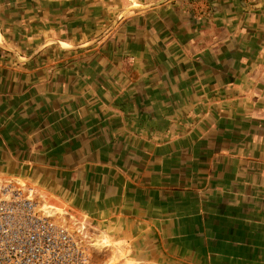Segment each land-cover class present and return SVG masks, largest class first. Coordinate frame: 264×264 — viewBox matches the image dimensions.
Segmentation results:
<instances>
[{
  "label": "crops",
  "instance_id": "obj_1",
  "mask_svg": "<svg viewBox=\"0 0 264 264\" xmlns=\"http://www.w3.org/2000/svg\"><path fill=\"white\" fill-rule=\"evenodd\" d=\"M152 1L0 0V37L17 44L0 42L23 59L44 42L28 61L0 47V176L87 218L126 260L264 264V2L165 0L92 48L46 43L94 23L85 44Z\"/></svg>",
  "mask_w": 264,
  "mask_h": 264
},
{
  "label": "built area",
  "instance_id": "obj_2",
  "mask_svg": "<svg viewBox=\"0 0 264 264\" xmlns=\"http://www.w3.org/2000/svg\"><path fill=\"white\" fill-rule=\"evenodd\" d=\"M96 231L33 182L0 176V264H89Z\"/></svg>",
  "mask_w": 264,
  "mask_h": 264
},
{
  "label": "rangeland",
  "instance_id": "obj_3",
  "mask_svg": "<svg viewBox=\"0 0 264 264\" xmlns=\"http://www.w3.org/2000/svg\"><path fill=\"white\" fill-rule=\"evenodd\" d=\"M132 1H134V0H132ZM141 1H150V0H141ZM239 1L241 2L242 5H244V7H247V6L255 3L254 0H239ZM262 1L264 2V0H262ZM182 2H183L182 4L181 3L178 4L179 7L185 8L190 3V5L188 7L190 9V8H192V5H193L194 0H192V2H190V0L189 1L188 0H182ZM138 4H141V3H137L136 4L135 2H132L131 5L135 6V5H138ZM150 10H152V12H153V11H156L157 8L156 9L153 8V9H150ZM149 12H151V11H149ZM136 14H141V13H136ZM40 24L41 23L38 21V24L36 25L38 27V29H41V30L45 29L43 27H40L39 26ZM81 28H82L81 31H82L83 34H85L86 32H89L91 34L89 36H87V37L85 35H83V36H80V37L78 36L79 38H74V34H70V31L71 30H66L67 36L64 39H66V41H68V43L70 45L78 44V43H80L82 41H85L86 38L91 37L92 35L96 34L99 31L98 29H96L95 31H93V29H94V23L93 24H90L89 23L88 26L86 24H84V25H82ZM66 29H69V28H66ZM4 32H5V34H8L9 33V31H7V30H4ZM107 36H104L101 40L105 39ZM0 40L2 42H3V40L4 41H8V42L10 41L12 43H16L17 42L16 41L17 40L16 38H14V37L13 38H8V40H7L6 36L0 37ZM30 40L32 41V38H30ZM31 41H29L28 39L23 40L22 43H25V44L21 45V47L22 48H28L26 46V43H31L30 46H33L34 43L31 42ZM46 43H50L51 44V40L50 39L47 40ZM64 43H66V42H64ZM96 44H98V42L97 43H94L92 46L94 47ZM30 46H29V49L24 50V54L27 55L30 52V50H31V47ZM92 46H88V47H85V48H92ZM86 52H88V51H86ZM71 56H74V54L73 55H66V58L63 57V59L64 60L65 59L66 60H70V59L73 60L74 58H72ZM10 57L13 58L14 60H16L15 57L11 56V54H10L9 58ZM101 238H103L102 239L103 241H100L99 242V245L96 247V249L93 250L92 257L90 259L89 264H139L136 261H130V260H126L125 259L128 251L125 250L124 245L121 244V245L116 246L113 242H110L109 239H108V237L105 236V235L104 236L101 235ZM119 255H120V257H118Z\"/></svg>",
  "mask_w": 264,
  "mask_h": 264
},
{
  "label": "water",
  "instance_id": "obj_4",
  "mask_svg": "<svg viewBox=\"0 0 264 264\" xmlns=\"http://www.w3.org/2000/svg\"><path fill=\"white\" fill-rule=\"evenodd\" d=\"M164 1L165 0H156V1H152V2L138 4L137 6H132V5L124 6L117 13V15L115 16V19L113 20V22L100 35H98L97 37L91 39L89 42H87L85 44L83 43V44H77V45H71V46L64 47V46L61 45V42L58 39L50 38V40L52 42L56 43L57 45H59L61 48L66 49V50H76V49L85 48L87 46H90V45L96 43L103 36H105L108 32H110V30L115 26V24L120 20V18L122 17V15L125 12L131 11V10H143V9L151 8V7H154V6H157V5L161 4V3H163ZM43 46H44V42L41 43L28 57H26L24 59H21V57L19 56L18 52L14 48H12V47L0 42V47L9 50L19 61H28V60H30Z\"/></svg>",
  "mask_w": 264,
  "mask_h": 264
},
{
  "label": "bare ground",
  "instance_id": "obj_5",
  "mask_svg": "<svg viewBox=\"0 0 264 264\" xmlns=\"http://www.w3.org/2000/svg\"><path fill=\"white\" fill-rule=\"evenodd\" d=\"M137 4V3H136ZM142 4V3H141ZM133 6V5H132ZM135 6H137V5H135ZM62 44V46H64V47H67L69 44H67V43H64V42H62L61 43ZM21 59H23V58H21ZM103 238H101V236H99L98 235V230L96 231V236H95V248L99 245V242L100 241H103L102 240ZM99 240V241H98Z\"/></svg>",
  "mask_w": 264,
  "mask_h": 264
}]
</instances>
